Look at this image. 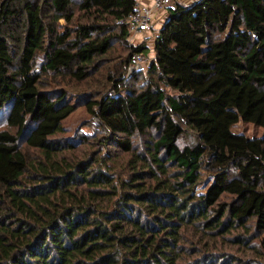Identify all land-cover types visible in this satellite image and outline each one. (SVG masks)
I'll return each mask as SVG.
<instances>
[{"label": "trees", "instance_id": "1", "mask_svg": "<svg viewBox=\"0 0 264 264\" xmlns=\"http://www.w3.org/2000/svg\"><path fill=\"white\" fill-rule=\"evenodd\" d=\"M135 6L0 0V264H264V137L230 130L264 127V0L173 2L127 76Z\"/></svg>", "mask_w": 264, "mask_h": 264}, {"label": "built area", "instance_id": "2", "mask_svg": "<svg viewBox=\"0 0 264 264\" xmlns=\"http://www.w3.org/2000/svg\"><path fill=\"white\" fill-rule=\"evenodd\" d=\"M174 0H151L149 4H138L130 14L126 17L128 30L130 33L129 41L133 44V38L136 34L149 32L154 27V13L163 11L172 5ZM142 54L135 53L131 56V63L128 66L127 76L133 71L142 67Z\"/></svg>", "mask_w": 264, "mask_h": 264}, {"label": "rangeland", "instance_id": "3", "mask_svg": "<svg viewBox=\"0 0 264 264\" xmlns=\"http://www.w3.org/2000/svg\"><path fill=\"white\" fill-rule=\"evenodd\" d=\"M145 44H146V42H145ZM148 49H149L148 53L145 55L144 54L142 55L143 56V62H142L143 71H145L150 59L153 57V54L151 53L152 48L151 49L148 48ZM86 118H89V117H87V114L84 111V109L79 108V109H77L76 112H74L70 116L69 120H67V125L75 127L78 123L82 122ZM230 130L233 133L243 134L248 138L264 137V127L263 126L257 125L253 122L243 121L242 119H240L236 123H234L230 127Z\"/></svg>", "mask_w": 264, "mask_h": 264}, {"label": "crops", "instance_id": "4", "mask_svg": "<svg viewBox=\"0 0 264 264\" xmlns=\"http://www.w3.org/2000/svg\"><path fill=\"white\" fill-rule=\"evenodd\" d=\"M193 1L195 0H174V2H180L183 4H190ZM150 2L151 0H136V3L138 4H149ZM166 16H167V8L164 9L163 11L154 13L153 18H154L155 24H154L153 30L149 32L136 34L133 38V44H139L143 42L144 40H146V45L148 46V48L150 49L153 48L154 37L157 34L163 22L165 21ZM151 53L154 55L153 49L151 50Z\"/></svg>", "mask_w": 264, "mask_h": 264}]
</instances>
